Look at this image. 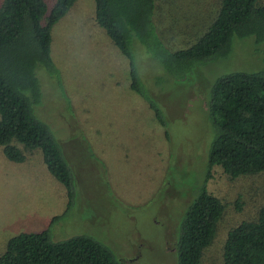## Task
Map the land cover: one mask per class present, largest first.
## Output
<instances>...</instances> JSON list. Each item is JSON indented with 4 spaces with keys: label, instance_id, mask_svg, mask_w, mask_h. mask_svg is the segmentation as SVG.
Segmentation results:
<instances>
[{
    "label": "rangeland",
    "instance_id": "obj_1",
    "mask_svg": "<svg viewBox=\"0 0 264 264\" xmlns=\"http://www.w3.org/2000/svg\"><path fill=\"white\" fill-rule=\"evenodd\" d=\"M154 4V29L168 48L183 45L216 8L215 0ZM93 10V0H74L50 28L55 73L35 67L41 99L33 112L48 124L71 169L72 205L60 216L64 187L47 171L38 148L24 151L19 161L0 149V252L17 231L49 226L53 240L88 234L125 264H175L179 221L203 180L213 133L210 86L223 73L263 67L264 41L232 35L226 55L176 77L132 37L134 66L162 109L161 125L129 87L128 60L95 23ZM205 186L225 209L200 264H220L227 228L254 217L264 201V170L230 178L214 165ZM55 215L60 217L50 223Z\"/></svg>",
    "mask_w": 264,
    "mask_h": 264
},
{
    "label": "trees",
    "instance_id": "obj_2",
    "mask_svg": "<svg viewBox=\"0 0 264 264\" xmlns=\"http://www.w3.org/2000/svg\"><path fill=\"white\" fill-rule=\"evenodd\" d=\"M73 1L53 0L47 6L44 0H0V149L6 158L17 161L24 158V151L39 149L45 168L64 187L66 202L60 216L72 205L73 174L52 130L34 114L32 105L41 99L35 67L56 71L49 56L50 28ZM93 2L95 23L128 60L129 87L148 102L161 125L166 122L162 109L134 66L132 37L176 77L226 55L232 35L252 34L256 41H264V1L215 0V11L201 21L199 32H192L191 38L175 48L166 47L154 29V0ZM262 54L264 62V46ZM207 114L213 133L205 171L179 221L175 264H200L203 249L212 241L223 217L222 199L205 186L212 166H219L230 178L264 170V66L216 77L209 89ZM60 216H53L50 223ZM0 264L125 263L91 235L53 240L46 226L10 235L0 252ZM220 264H264V201L254 217L240 219L227 228Z\"/></svg>",
    "mask_w": 264,
    "mask_h": 264
}]
</instances>
